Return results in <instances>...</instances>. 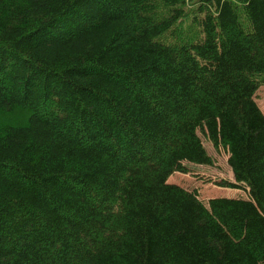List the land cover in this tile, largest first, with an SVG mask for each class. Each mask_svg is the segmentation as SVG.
<instances>
[{"label":"trees","instance_id":"obj_1","mask_svg":"<svg viewBox=\"0 0 264 264\" xmlns=\"http://www.w3.org/2000/svg\"><path fill=\"white\" fill-rule=\"evenodd\" d=\"M262 85L264 0H0V264H264Z\"/></svg>","mask_w":264,"mask_h":264},{"label":"rangeland","instance_id":"obj_2","mask_svg":"<svg viewBox=\"0 0 264 264\" xmlns=\"http://www.w3.org/2000/svg\"><path fill=\"white\" fill-rule=\"evenodd\" d=\"M255 101L264 114V85H262L255 94ZM203 141L204 147L208 154L212 157L211 165H192L189 164L191 171L186 175L173 174L169 177L168 182H179L187 189H196L199 193V198L204 202L210 197L219 195L220 197L227 196V192L231 196L246 197L247 191L226 189L217 186L216 184L224 179L233 180L232 172L227 164V154L223 148H214L206 137L199 132Z\"/></svg>","mask_w":264,"mask_h":264}]
</instances>
